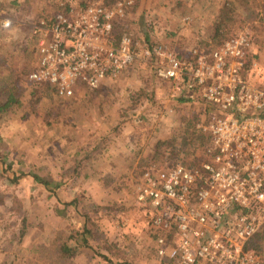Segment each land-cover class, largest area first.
<instances>
[{
    "label": "rangeland",
    "instance_id": "374dc122",
    "mask_svg": "<svg viewBox=\"0 0 264 264\" xmlns=\"http://www.w3.org/2000/svg\"><path fill=\"white\" fill-rule=\"evenodd\" d=\"M121 1L131 4L119 31L139 47L146 41L184 57L214 47L211 26L222 0H0V75L12 74L22 89V106L0 119V264H42L39 248L59 232L77 246L73 264H158L135 194L145 169L183 162L173 142L185 120L204 119L203 102H178L171 83L140 61L66 99L44 87L32 96L27 80L40 22L68 8ZM259 1L244 9L237 0L240 28L231 29L252 39L248 67L264 66V24L249 13L260 10ZM248 74L252 84L264 83V72Z\"/></svg>",
    "mask_w": 264,
    "mask_h": 264
},
{
    "label": "built area",
    "instance_id": "2783aa9c",
    "mask_svg": "<svg viewBox=\"0 0 264 264\" xmlns=\"http://www.w3.org/2000/svg\"><path fill=\"white\" fill-rule=\"evenodd\" d=\"M130 4H88L40 22L27 80L66 99L140 61L170 82L177 98L203 102L207 116L195 126L207 138L203 158L192 168L168 161L145 169L135 204L158 264H260L247 248L264 230V83L252 84L248 74H263L264 66L248 67L252 39L238 32L209 52L191 48L184 58L159 44L139 47L129 35L114 41L115 21Z\"/></svg>",
    "mask_w": 264,
    "mask_h": 264
},
{
    "label": "trees",
    "instance_id": "16d2710c",
    "mask_svg": "<svg viewBox=\"0 0 264 264\" xmlns=\"http://www.w3.org/2000/svg\"><path fill=\"white\" fill-rule=\"evenodd\" d=\"M237 0H222L220 4L217 7V11L214 14L212 26H211V44L215 46H219L225 39H228L232 37L235 33H232V26L236 23L238 24V15H242L240 11L238 10V6H236ZM238 3L240 5H243L242 7H245L246 9L248 0H238ZM16 1L12 2V5H15ZM258 7L260 10H252L249 13L252 15V18L254 21L259 24H264V0H261L258 2ZM119 19L114 24L113 29V36L114 41H117L123 32H120L121 29L120 26H118ZM240 25H236L234 29L240 28ZM118 30H117V29ZM256 28V27H255ZM235 32V31H233ZM230 35L228 37V35ZM169 36H173V34H170ZM250 36V35H249ZM262 43V42H261ZM145 44H148L149 46H153L152 43H147L145 41ZM261 46L264 48V44L262 43ZM213 48L209 50H202L203 52H209ZM178 56L183 57L182 54H178ZM184 58V57H183ZM152 72V71H151ZM153 75V72H152ZM154 76V75H153ZM41 87H44L46 89H49L52 91V93L57 96L54 91L50 88H48L45 85H38L30 83L31 92L30 94L34 96L36 93H38V90L41 89ZM21 94L22 89L18 86L16 78L11 74H3L0 75V119L3 118L5 115L9 113H13L16 109H19L22 106L21 102ZM58 97V96H57ZM178 102H184V103H196L200 101H185L181 98H177ZM207 108L205 111L204 120L207 116ZM197 119V117L190 118L189 120H185L181 128L179 129V135L173 142V138L169 141H162L157 142L158 145H164L169 146L168 143H175L177 142L178 151L179 153L183 154L182 163L187 166L188 168L194 167L202 158V154L204 151V148L207 145V138L206 135L202 132L195 129V124L200 122V120ZM176 144V143H175ZM188 147V148H187ZM186 148V149H185ZM197 149L195 151L188 152V149ZM199 151L201 155L195 156V152ZM12 178V177H11ZM19 179L18 176L13 177L11 179V182L15 183ZM46 185V184H45ZM89 233V231L87 230ZM85 231V233L87 234ZM61 232L56 234V237L54 240H52L51 243H49L46 246H41L38 250V261L42 259V264H73L72 259L77 255L76 248L77 246H70L67 242V239L60 238ZM247 248L252 249L255 251L259 258H260V264H264V230L259 231L256 233L247 243ZM26 264H39L37 261L34 263H31L30 261H27Z\"/></svg>",
    "mask_w": 264,
    "mask_h": 264
},
{
    "label": "crops",
    "instance_id": "0c3cea01",
    "mask_svg": "<svg viewBox=\"0 0 264 264\" xmlns=\"http://www.w3.org/2000/svg\"><path fill=\"white\" fill-rule=\"evenodd\" d=\"M13 1H17V3H19V1H21V0H13ZM183 27H186V26H183ZM183 30H186V29H183ZM123 156V155H122Z\"/></svg>",
    "mask_w": 264,
    "mask_h": 264
}]
</instances>
